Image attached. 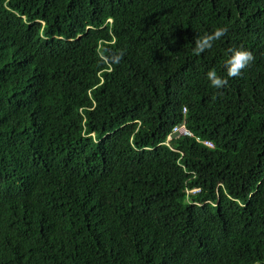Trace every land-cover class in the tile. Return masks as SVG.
I'll list each match as a JSON object with an SVG mask.
<instances>
[{
	"label": "trees",
	"instance_id": "trees-1",
	"mask_svg": "<svg viewBox=\"0 0 264 264\" xmlns=\"http://www.w3.org/2000/svg\"><path fill=\"white\" fill-rule=\"evenodd\" d=\"M0 264H264V0H0Z\"/></svg>",
	"mask_w": 264,
	"mask_h": 264
},
{
	"label": "clouds",
	"instance_id": "clouds-1",
	"mask_svg": "<svg viewBox=\"0 0 264 264\" xmlns=\"http://www.w3.org/2000/svg\"><path fill=\"white\" fill-rule=\"evenodd\" d=\"M226 33H227V28L217 27L210 34H206L203 36H196L194 38L193 54L196 56H200L201 54L205 53L207 50H210L213 47L214 42L220 40L222 37L226 35ZM229 53L230 54L225 60V64L223 66L224 71H225V76L219 75L215 70H210L206 73V80L209 82L210 86L214 89L219 90L223 86H225L227 84V78L239 76L242 70L245 69L254 60L253 53L242 47L230 49ZM122 55H123L122 52H118L117 54L113 55L111 59L114 63H118ZM101 59H104V57L101 56ZM82 111H83V108H80L79 112L81 114H82ZM178 126H184V124H181ZM171 133L167 136L166 141L164 142L165 146L167 147H171V143L173 141L177 140L180 137H183V136H180L178 138L168 140V137L171 135ZM92 137H93V134H92ZM196 192H198V190L196 189L188 191V193H191V194L196 193Z\"/></svg>",
	"mask_w": 264,
	"mask_h": 264
},
{
	"label": "built area",
	"instance_id": "built-area-1",
	"mask_svg": "<svg viewBox=\"0 0 264 264\" xmlns=\"http://www.w3.org/2000/svg\"><path fill=\"white\" fill-rule=\"evenodd\" d=\"M180 136L187 138H194L196 142H201L207 148H213V144L210 141H201L198 137H195L191 132L185 129L184 126H176L173 128L171 135L168 137V140L178 138Z\"/></svg>",
	"mask_w": 264,
	"mask_h": 264
}]
</instances>
